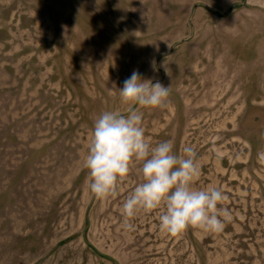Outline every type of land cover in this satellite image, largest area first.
I'll use <instances>...</instances> for the list:
<instances>
[{"label":"rangeland","instance_id":"1","mask_svg":"<svg viewBox=\"0 0 264 264\" xmlns=\"http://www.w3.org/2000/svg\"><path fill=\"white\" fill-rule=\"evenodd\" d=\"M170 87L144 108L153 144L197 153L219 187L220 233L134 231L121 208L139 167L98 199L84 160L94 121L127 112L133 71ZM264 0H0V264H264Z\"/></svg>","mask_w":264,"mask_h":264},{"label":"clouds","instance_id":"2","mask_svg":"<svg viewBox=\"0 0 264 264\" xmlns=\"http://www.w3.org/2000/svg\"><path fill=\"white\" fill-rule=\"evenodd\" d=\"M169 96L170 87L142 79L138 71L124 81L119 97L127 112H102L90 132L84 160L89 190L98 199L116 196L136 165L142 179L122 204L124 230L134 231L132 221L140 213L157 211L162 233H220L232 218L223 206L227 196L219 187L196 186L201 169L195 150L185 146L177 153L170 140L153 145L146 138L140 109L165 108Z\"/></svg>","mask_w":264,"mask_h":264}]
</instances>
